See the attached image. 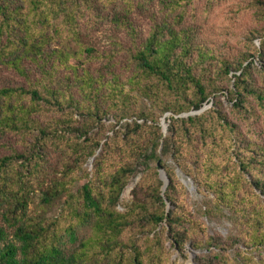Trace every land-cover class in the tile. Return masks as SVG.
I'll use <instances>...</instances> for the list:
<instances>
[{
	"label": "trees",
	"instance_id": "obj_1",
	"mask_svg": "<svg viewBox=\"0 0 264 264\" xmlns=\"http://www.w3.org/2000/svg\"><path fill=\"white\" fill-rule=\"evenodd\" d=\"M200 1L0 0V67L23 78L16 87L0 86V143L9 151L0 156L6 225H0V264H163L165 233L176 250L190 241L195 251L209 250L199 264H264V208L238 227L235 239L216 235L201 242L205 224L194 221L177 198L185 191L178 169L213 195L204 212L209 218L237 222L241 210L232 206L228 215L223 209L240 195L241 183L252 198L264 195V146L248 144L249 158L235 152L237 128L215 106L201 116L177 118L225 93L220 82L231 74L234 110L247 112L252 97L264 108V88L253 85L249 63L255 56L216 58L218 44L200 42L198 26L186 23L189 7ZM155 2L164 10L161 21L147 11ZM85 13L94 17L86 29L79 23ZM140 18L152 22L146 38ZM106 22L114 35L100 48L90 42L91 32ZM251 33L261 40L255 48L261 65L255 67L264 74V32ZM200 60L218 64L212 70ZM168 113L165 137L160 120ZM51 153L66 159L62 167L48 162ZM91 160L92 178L84 168ZM159 161L169 179L165 191ZM188 161L203 163L202 177ZM231 166L234 172L227 170ZM255 167L262 168L259 174ZM140 168L149 173L121 213L122 194ZM38 190L43 206L64 202L60 217L48 224L27 216ZM82 229L89 236L80 240Z\"/></svg>",
	"mask_w": 264,
	"mask_h": 264
},
{
	"label": "rangeland",
	"instance_id": "obj_2",
	"mask_svg": "<svg viewBox=\"0 0 264 264\" xmlns=\"http://www.w3.org/2000/svg\"><path fill=\"white\" fill-rule=\"evenodd\" d=\"M17 2H21V0H17ZM210 4L206 3V0H201L200 2L195 3L194 10L192 7H189V12L186 14V23L191 24L194 23V26H198L200 30V39L199 41L202 43H209V41L216 42L218 45L214 51L216 58H233L234 60L238 59L240 55H245L250 52L255 57L251 59L249 63H254L253 66V85L255 88H264V74L263 72L257 70L255 66L256 63L261 65V61L256 53L255 48H260L261 40L254 39L252 37V31L259 32L260 35L264 32V18H260L261 12L264 10V0L262 3L257 2V0H210ZM147 11L158 21H161L164 16V10L159 5L158 2H155L152 8L147 7ZM193 11V12H192ZM191 13L193 16H191ZM46 18L49 20L50 17L47 13ZM92 17L89 13H85V17L82 21H80V26L84 29L87 27H91L90 24L92 22ZM94 18V17H93ZM53 21V19H51ZM142 35L143 37H147L151 31L152 22L147 18L139 19ZM55 32L50 30V36L56 37ZM93 35L90 42L95 43L100 46V48H107L111 43V38L114 35L113 30L111 28V24H106L100 26L99 29L93 30L91 32ZM121 38L125 39L129 42L127 37L120 35ZM5 41H3V44ZM59 44V41L58 43ZM214 46V43L211 44ZM54 47V44H53ZM207 63V64H206ZM201 66L211 65L213 64L211 60H207L203 63L201 60L199 62ZM218 63L212 65V70L216 69ZM99 64H96L95 67H98ZM200 72V71H199ZM233 74L230 75V78L220 82L221 87L225 88L224 92H219L212 98L208 100L203 109L200 111H191L187 114H183L177 118L186 119L189 117H197L203 115L205 112L214 108L218 110H222L227 114L228 120L235 126L237 129L235 130L237 134V142L236 145L233 146L235 152L238 154H242L243 156L249 158L248 153H246L249 149L247 148L248 144H252L253 147H259L260 145L264 146V108L262 109L259 105V102L256 98L252 97L248 104L246 105L247 112L242 111V114L239 115L237 111L234 110L235 101H232V98L228 94V90L232 89L234 84ZM23 82V78L15 74L14 72L6 71L0 67V86L6 87H16ZM172 117L171 113L164 115L160 120V127L162 129V133L166 137L168 135ZM133 120L129 121L132 122ZM141 124H143L141 122ZM112 134L110 133L109 136ZM17 141L16 137H11V142L14 143ZM1 142V141H0ZM5 141H3L4 143ZM7 142V141H6ZM3 143H0V156H5L9 154L8 149L5 148ZM20 148V146H17ZM48 162L53 167H62L65 158H62L58 153H51L48 156ZM221 159L217 158V162H220ZM190 163V167L199 168V173H196L198 176H203L201 173V165L203 163L195 164L193 161H188ZM161 164V161L157 163ZM167 164L171 167H175L173 161L168 160ZM217 165V164H216ZM91 175V178L94 174V165L93 160H91L86 166H84ZM62 169V168H61ZM233 171L234 166L227 168V170ZM261 167H255L253 170L256 174H259L261 171ZM165 171V170H164ZM223 171L228 173L223 167ZM159 172V170H158ZM234 172V171H233ZM148 171H145L144 168L139 169V174L133 178L128 187L125 189L122 194L120 204L117 207V210L121 213L125 212L128 206L132 203L133 200V190L143 181L145 176L148 174ZM224 173V174H225ZM166 174V173H165ZM177 178L180 183H182L185 187L184 195H177V198L180 201V205L184 206V208L188 211L187 214L193 218L194 221L198 223L205 224L206 234L199 232V238L201 242L209 237H214L216 235H220L224 239L228 238H236L238 233V227L240 225L248 226L249 221H255L258 215L262 213V208H264V195H259L257 197H251L252 193L250 191L249 185L246 183H241L243 185L241 193L238 197H236L231 203L230 207L224 208L223 212L229 215V211L233 206L237 210H241V214L237 215V222L233 223L230 219L227 218H209L204 214L206 210V203L213 200V195L203 194V191H199V187L194 184V182L188 179L185 175L181 173L178 169L176 170ZM167 176V175H166ZM247 177V176H246ZM159 179H161L164 183L165 180L161 178L159 173ZM168 179V177H167ZM229 181V180H227ZM86 180H82V183H85ZM80 183V184H82ZM169 184V179H168ZM164 189V188H163ZM51 205V207H46L41 204V192L38 190L34 195L33 200L28 209L27 216L28 218L33 219H45L47 220V224L50 223L49 220L56 219L60 217L62 214V205L64 204L63 200L56 201ZM4 210L0 207V225L6 227L4 220ZM233 212V211H232ZM222 213V212H218ZM193 227V226H192ZM158 229L157 231H160ZM89 236V232L82 229L79 232V239H85ZM154 234L151 235V238ZM12 238V237H11ZM163 242L165 243V255H164V263L163 264H199L198 258L209 254L210 251L204 248L201 251H195L192 247L191 241L187 243V245L181 249L176 250L173 248L172 241L168 234H164ZM70 244L67 246V249L71 248ZM233 250L230 251V254L233 256ZM256 254V253H255ZM264 254V251L262 252Z\"/></svg>",
	"mask_w": 264,
	"mask_h": 264
},
{
	"label": "water",
	"instance_id": "obj_3",
	"mask_svg": "<svg viewBox=\"0 0 264 264\" xmlns=\"http://www.w3.org/2000/svg\"><path fill=\"white\" fill-rule=\"evenodd\" d=\"M158 170H159L161 178L165 180V187H164V191H165L168 185V179H167V176L165 174L163 167L160 164H158Z\"/></svg>",
	"mask_w": 264,
	"mask_h": 264
}]
</instances>
